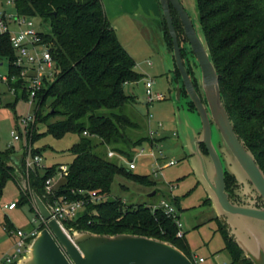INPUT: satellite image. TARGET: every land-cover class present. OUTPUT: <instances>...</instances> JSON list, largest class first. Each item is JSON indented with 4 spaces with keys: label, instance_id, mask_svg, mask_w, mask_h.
Segmentation results:
<instances>
[{
    "label": "trees",
    "instance_id": "trees-1",
    "mask_svg": "<svg viewBox=\"0 0 264 264\" xmlns=\"http://www.w3.org/2000/svg\"><path fill=\"white\" fill-rule=\"evenodd\" d=\"M196 1L200 29L219 73L223 102L238 137L264 171V0ZM15 3L19 14L49 22L51 32L46 33L45 38L53 42L52 53L59 68L55 80L39 92L38 100H42V105L36 110V123H46V134L56 138L68 133L79 134V140L71 148L75 157L55 193L46 192L45 181L54 176L59 164L32 172L29 177L31 191L49 205L60 197L88 199L90 193H95L102 202H88L76 219L64 222L67 229L160 239L174 244L195 262L185 232L182 237L177 236L178 225L163 210H153L147 204L125 206L119 199L111 198L112 184L119 173L150 185L155 183L148 176L134 174L109 160L107 154L96 151L95 138L98 137L112 145L114 151L132 157L129 151L118 148L120 143L127 146L131 143L118 123L125 128L138 124L128 114L115 111L124 110L136 100L125 92V84L138 82L143 76L135 70L134 57L119 40L103 0H16ZM172 14L179 35L183 24L174 8ZM168 36L171 41L170 34ZM0 57L9 59L10 77L20 74V69L11 64L15 51L8 36L1 39ZM15 85L17 99L27 100L22 80ZM48 97H53L54 109L43 115L42 107ZM103 110L110 113L105 114ZM57 116L62 118L48 123ZM147 138L134 141L133 145H141ZM35 141L32 135L31 143ZM34 152L42 153V150L34 148ZM14 154L13 149H0V190L8 180L14 179L21 186V199L16 205H31L30 191L22 188V177H26L24 159L22 156L15 158ZM234 180L235 176L226 172V189L232 201ZM204 203L210 204L211 200L208 198ZM216 220L225 241L224 249L232 262L252 264L243 255L227 225L219 217ZM7 227L15 226L8 220Z\"/></svg>",
    "mask_w": 264,
    "mask_h": 264
},
{
    "label": "rangeland",
    "instance_id": "rangeland-1",
    "mask_svg": "<svg viewBox=\"0 0 264 264\" xmlns=\"http://www.w3.org/2000/svg\"><path fill=\"white\" fill-rule=\"evenodd\" d=\"M180 1L194 23L199 25L197 1ZM103 2L112 15L114 12L121 11L129 13L128 15H121L113 22L119 40L135 59V70L143 75L138 82L125 84V92L135 96L136 100L125 106L124 110L115 111L118 114H128L138 124L137 127L125 128L121 123H118L122 133L131 141L129 146L120 143L118 148L132 154L131 158L135 161L136 167L131 170L129 167L131 158L119 150H115L116 153L113 157L107 155L106 157L119 166L131 170L134 174L148 176L155 183L150 185L124 173H119L112 184L111 198L119 199L125 206L154 205L159 204L163 199L175 201L174 204L194 259L205 258L206 261L202 264H239L240 261L233 263L229 252L224 249L225 241L218 230L216 220V217L221 214V209L213 202L204 203L206 199L211 198L212 190L205 178L202 160L197 154V134L198 130H202L201 120L184 87H182L181 98L177 99V89L179 85L182 86V77L179 74V81L175 77V71L178 69L174 63L173 44L168 36L170 33L166 28V20L160 0L161 17L158 20L153 18L151 11V7L155 9L157 6L158 0H103ZM14 8H16V3L12 9ZM142 8H144L145 13L142 12ZM35 23L41 31L51 32L49 22L42 18L36 17ZM182 27L179 28V35L183 51L185 52V49L188 50L189 48L187 58L191 63L194 60L197 62ZM2 62H4L3 65ZM9 66V59L0 57V74H7ZM148 79L154 80L155 92L165 95L163 100L148 102L146 95V81ZM199 90L203 93L201 86ZM188 101H190V106ZM204 101L206 102L205 98ZM52 102L53 97H48L44 101L43 115L54 109ZM10 103L11 105H9ZM37 103L40 107L42 100H38ZM34 109L35 106L30 101L21 97L17 99L16 95L8 90L7 85L0 82V149H13L15 158H20L24 153L25 145H30L31 136L34 135L36 141L32 145L34 148L42 150L46 166L71 163L75 157L71 148L79 140V134L68 133L61 138H56L46 134V123H35L28 134L29 136L24 135L18 141L13 139V130L24 131V125L21 124L20 119L30 112L33 113ZM103 112L105 114L110 113L108 110H103ZM61 118V116L51 118L48 123ZM213 133L215 143L226 151L219 134L214 129ZM141 138L147 139L141 145H133L134 141ZM95 142L98 143L96 148L98 153L107 154L110 149H113V146L107 144L102 138L96 137ZM152 146L155 150L160 147L165 154V158L159 162L157 175L153 172L155 159L152 155ZM142 147L144 151L141 150ZM200 148L204 154L208 153L203 143H200ZM172 159L175 163L170 165L169 161ZM205 161L211 176V166L207 158ZM224 164H227L228 168H232L229 160L224 161ZM227 173H230L228 169ZM243 178L246 183H241L244 185V189L238 190L236 200L238 199L237 201L241 203H248L250 195L245 193V189L254 195L256 202L261 200V196L257 193L252 182L246 177ZM55 182V188H57L60 183L64 182V178H56ZM154 191L157 192L151 195ZM20 199V184L14 179L8 180L0 190V255L2 252L9 251L14 243V238L6 231L8 220L15 227L24 230L39 225V222H33L34 212L29 203L19 204L15 209L7 208V205L13 202L19 203ZM100 202L102 201H95V203ZM237 219L239 222L235 228L239 229L236 230L238 235L240 234L247 240L252 239L248 243L250 247L252 246L251 248H264V222L255 220L258 223L254 224L253 219L247 221ZM252 222L254 223L252 224ZM68 230L73 237L77 232L78 234H85L84 242H90L89 240L106 235L75 228ZM241 250L252 264H264L262 257L253 259L248 257L242 248ZM190 259L194 262L193 258ZM0 264H4V262L2 261Z\"/></svg>",
    "mask_w": 264,
    "mask_h": 264
},
{
    "label": "water",
    "instance_id": "water-1",
    "mask_svg": "<svg viewBox=\"0 0 264 264\" xmlns=\"http://www.w3.org/2000/svg\"><path fill=\"white\" fill-rule=\"evenodd\" d=\"M160 4L173 42L174 63L201 120L202 130H198L197 134V154L202 160L204 175L212 190L210 200L221 209L218 217L227 225L230 234L246 255L253 259L256 257L264 259V248H251L248 243L252 239L241 237L236 231L239 229L235 228L239 222L237 218L264 222V206L256 205V200L252 199L254 195L247 191L248 189H245V193L250 195L248 203L232 201L226 189L228 169L239 183L245 184L243 177L248 178L264 203V171L234 129L222 99L219 73L210 56L205 36L201 29L199 31L200 24L194 23L180 0H160ZM172 8L180 17L191 50L199 64L198 81L202 87V96L185 65ZM180 98L181 85L177 89V99ZM213 129L219 134L226 151L215 143ZM200 143L205 145L207 154L202 152ZM205 158L211 166V176ZM226 160L230 161L232 168L224 164ZM22 186L27 189V180L24 177H22ZM155 193L154 191L151 195ZM33 195L41 213L49 219L52 214L51 208L37 193ZM84 237L85 234L78 232L74 237L71 236L69 230H65L57 219L51 218L48 226L40 230L32 240L29 251L17 264H195L183 250L170 242L156 238L131 234H106L89 240L90 242H84Z\"/></svg>",
    "mask_w": 264,
    "mask_h": 264
},
{
    "label": "built area",
    "instance_id": "built-area-1",
    "mask_svg": "<svg viewBox=\"0 0 264 264\" xmlns=\"http://www.w3.org/2000/svg\"><path fill=\"white\" fill-rule=\"evenodd\" d=\"M16 0H0V43L1 39L8 36L9 42L15 51V58L11 64L20 69L19 75H13L10 77L9 73L0 74V82L7 85L8 90L18 95L17 86L15 85L18 80H22L23 86L27 91V100L35 106L34 112L29 113L20 119L22 125H24V131L20 129L13 130L12 136L15 141L21 140L23 136H29L33 125L37 121L36 110L38 108V95L42 88L50 82H53L59 72V68L56 65L53 57V42L45 38V32L38 29L35 18L19 14L16 9H12L15 5ZM10 68V66H9ZM146 95L149 103L155 100H163L165 95L160 92L154 91V80L148 79L146 81ZM85 135H89L87 131H84ZM26 147V148H25ZM24 147V153L22 158L25 163V179L27 180V189L31 194V207L34 212L33 222H39L38 226H34L29 230L20 229L17 227H7L6 231L14 238L12 248L3 253L0 262L4 264L17 263L23 256L29 251V246L32 240L37 236L44 225V228L48 226V221L51 218L57 219L61 223L62 227L67 230L65 221L76 219L81 212L86 208L88 202L95 203L100 201L101 197L95 193H90V198L87 197L68 200L64 197H60L55 200L54 204H47L51 208V216L46 219L41 213L31 189L29 183L30 174L37 173L38 171L45 170L48 166L44 164V157L42 153L34 152V147L31 143L26 144ZM158 147V146H157ZM152 155L154 156L155 162L153 163V172L157 175L159 173L158 166L161 159L165 158L163 150H155L152 146ZM144 151V148L142 149ZM115 151L110 149L107 152L108 157H113ZM170 165H173L175 161L172 159L169 161ZM130 169L133 170L136 167L135 161L130 160ZM69 169V164H59L54 176L49 177L45 181V189L48 194L55 193V180L56 178H65ZM153 210L161 209L164 213L172 218L178 225L177 236L182 237L184 235L183 226L179 219V214L175 204L170 201L163 199L159 204L150 205ZM17 207L16 203L13 202L7 205V208L13 209ZM206 260L203 257L198 259L195 258L194 263L202 264Z\"/></svg>",
    "mask_w": 264,
    "mask_h": 264
},
{
    "label": "flooded vegetation",
    "instance_id": "flooded-vegetation-1",
    "mask_svg": "<svg viewBox=\"0 0 264 264\" xmlns=\"http://www.w3.org/2000/svg\"><path fill=\"white\" fill-rule=\"evenodd\" d=\"M188 40V39H187ZM181 43V42H180ZM189 43V42H188ZM181 48H182V55H183V58H184V62H185V65H186V67H187V70H188V72H189V74H190V76H191V78H192V80H193V83H194V85H195V87L197 88V90H198V92L200 93V95L202 96V93L200 92V84H199V81H198V70H199V64H198V62H196L195 60L193 61V63H191L190 62V60L187 58V54H189V48H188V50L187 49H185V52L183 51V46H182V44H181ZM194 54V53H193ZM189 60V61H188ZM179 74H180V72H179V70H177V71H175V77H176V80L177 81H179ZM182 87H184V85H183V81H182V86H181V93H182ZM184 89H185V87H184ZM185 91L187 92V90L185 89ZM188 93V92H187ZM204 99V98H203ZM190 101H188V104H189V106H190V103H189ZM220 148V147H219ZM244 185H241V183H239V181L236 179V177H235V180H234V184L232 185V189H233V200L235 201V202H238V203H241L240 201H237L236 200V198L238 197V194H237V192H238V190H243L244 189V187H243ZM252 199H254V197L252 198ZM256 205L257 206H264V203L262 202V199L261 200H258L257 202H256Z\"/></svg>",
    "mask_w": 264,
    "mask_h": 264
},
{
    "label": "crops",
    "instance_id": "crops-1",
    "mask_svg": "<svg viewBox=\"0 0 264 264\" xmlns=\"http://www.w3.org/2000/svg\"><path fill=\"white\" fill-rule=\"evenodd\" d=\"M103 4H104V2H103ZM156 5V4H155ZM104 7H105V4H104ZM152 8V16H153V18L154 19H160V17H161V9H160V6H159V0H158V4H157V6H155V9H154V7H151ZM105 10H106V14H107V16H108V18H109V20H110V18H111V20H110V22L112 23V25L114 26V20L115 19H117L118 17H120L121 15H124V14H126V15H128L129 13L128 12H123V11H121V12H114L113 13V15L112 14H110L109 13V11H108V9L105 7ZM142 12H144V8H142ZM145 13V12H144ZM146 16V15H145ZM154 16H157V17H154ZM134 17V16H133ZM134 18H136V17H134ZM152 18V17H151ZM114 28H116V26H114ZM2 58V57H1ZM2 65L4 64V62H2L1 63ZM10 72V69L8 68V70H7V73H9ZM16 97H17V95H16ZM11 104V103H10ZM16 208V207H15ZM15 208H13V209H15ZM9 209V208H8ZM3 253L4 252H2L1 253V255H0V259H1V256L3 255ZM1 263V262H0ZM17 264V263H16Z\"/></svg>",
    "mask_w": 264,
    "mask_h": 264
}]
</instances>
